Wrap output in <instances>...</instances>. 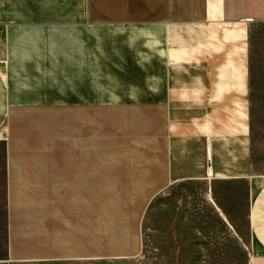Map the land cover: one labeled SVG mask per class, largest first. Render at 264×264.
I'll use <instances>...</instances> for the list:
<instances>
[{"label":"crops","instance_id":"0c3cea01","mask_svg":"<svg viewBox=\"0 0 264 264\" xmlns=\"http://www.w3.org/2000/svg\"><path fill=\"white\" fill-rule=\"evenodd\" d=\"M0 28L4 263L141 259L190 190L264 264V0H0Z\"/></svg>","mask_w":264,"mask_h":264},{"label":"rangeland","instance_id":"374dc122","mask_svg":"<svg viewBox=\"0 0 264 264\" xmlns=\"http://www.w3.org/2000/svg\"><path fill=\"white\" fill-rule=\"evenodd\" d=\"M253 160L257 172L264 173V99L255 100L252 114ZM187 205L185 209V233L178 236L176 226H171L173 211L167 204L160 213L165 217L161 225L148 231L144 243L145 254L135 260H105V261H51L27 262L20 264H247L249 253V236L246 219L241 207L238 208L234 221L229 223L220 217L218 219L207 210L201 209V204L193 208L189 199L193 193L185 192ZM3 194H0V264L4 263V206ZM183 204L177 207L181 210ZM178 211H175V222ZM222 219V220H220ZM183 238L186 241H179Z\"/></svg>","mask_w":264,"mask_h":264},{"label":"built area","instance_id":"2783aa9c","mask_svg":"<svg viewBox=\"0 0 264 264\" xmlns=\"http://www.w3.org/2000/svg\"><path fill=\"white\" fill-rule=\"evenodd\" d=\"M2 35H3V29L0 28V40L2 39Z\"/></svg>","mask_w":264,"mask_h":264}]
</instances>
